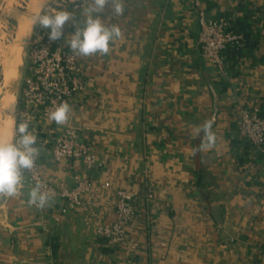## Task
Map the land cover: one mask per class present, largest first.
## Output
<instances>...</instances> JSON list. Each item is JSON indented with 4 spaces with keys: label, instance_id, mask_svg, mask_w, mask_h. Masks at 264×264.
Here are the masks:
<instances>
[{
    "label": "crops",
    "instance_id": "obj_1",
    "mask_svg": "<svg viewBox=\"0 0 264 264\" xmlns=\"http://www.w3.org/2000/svg\"><path fill=\"white\" fill-rule=\"evenodd\" d=\"M123 6L122 15L110 7L101 15L121 30L108 54L77 55L86 90L71 103L67 123H30L39 171L55 198L43 209L30 206L36 184L26 175L18 194L4 197L0 264H264V150L241 137L238 122L242 109L264 116V0ZM201 9L245 34L225 74L203 54ZM64 31L58 43L70 49L71 21ZM212 117L215 145L201 149L206 137L195 130ZM66 128L94 148L99 167L53 158V138ZM85 179L111 189L90 191L70 208L61 192ZM150 188L154 197L146 199ZM117 189L138 194V216L129 239L115 246L96 230L117 219Z\"/></svg>",
    "mask_w": 264,
    "mask_h": 264
},
{
    "label": "built area",
    "instance_id": "obj_2",
    "mask_svg": "<svg viewBox=\"0 0 264 264\" xmlns=\"http://www.w3.org/2000/svg\"><path fill=\"white\" fill-rule=\"evenodd\" d=\"M196 1L200 6V0ZM62 3L65 7L70 6L75 12L81 11L82 0H62ZM199 41L205 57L221 74H225L232 65L231 51L243 48L246 37L230 18L222 16L208 19L201 9ZM29 59L30 72L23 80L19 119L33 123L42 118L49 122L48 112L54 105L67 102L71 106L77 94L86 90L82 68L78 56L71 49L60 45L58 41H50L47 30L42 28L37 31L32 42ZM238 122L241 137L247 139L258 150H264V116L261 115L259 108L242 109ZM51 153L56 161L81 160L89 169L101 165L94 148L89 143L81 141L78 131L74 128H66L59 136L53 138ZM23 175L28 176L34 184L40 183L42 190L55 194L54 187L41 177L38 161L31 171L26 170ZM109 189L111 185L108 182L96 185L85 179L79 181L73 188L63 190L61 196L67 200L70 208L76 209L82 205L84 194ZM144 195L146 199H152L153 190L148 189ZM137 201V193L117 189L115 191L117 219L99 225L96 230L98 236L115 246L125 243L130 236L128 228L138 216Z\"/></svg>",
    "mask_w": 264,
    "mask_h": 264
},
{
    "label": "clouds",
    "instance_id": "obj_3",
    "mask_svg": "<svg viewBox=\"0 0 264 264\" xmlns=\"http://www.w3.org/2000/svg\"><path fill=\"white\" fill-rule=\"evenodd\" d=\"M106 7H110L114 15H122L124 11L123 0H87V6L82 8L79 17L68 10L62 0H47L42 10L35 14L34 23L47 30L50 41L65 43V26L71 21L75 31L67 44L72 52L78 56H92L95 54H108L109 44L121 36L117 25H106L101 15ZM51 8V10H49ZM82 24L77 25V20ZM14 111V107H13ZM71 107L67 102L54 105L48 112V119L57 125H64L69 119ZM215 117L209 118L196 128V135L201 133L206 137V143L201 149H211L215 145L216 136L212 131ZM37 135L30 128V121H21L15 129V137L8 142H0V198L15 197L23 182V172L31 171L40 154L37 146ZM55 194L42 190L37 183L28 194V204L43 209L54 200Z\"/></svg>",
    "mask_w": 264,
    "mask_h": 264
},
{
    "label": "bare ground",
    "instance_id": "obj_4",
    "mask_svg": "<svg viewBox=\"0 0 264 264\" xmlns=\"http://www.w3.org/2000/svg\"><path fill=\"white\" fill-rule=\"evenodd\" d=\"M28 1L21 0V10L24 8L25 11H20L19 13L18 10H14L9 15L8 22L2 26L3 37H1V42L3 47L0 50V142L11 141L13 137L14 128L11 122L14 113L13 107L17 103L18 68L23 54V50H20L22 44L18 42L21 38H26L25 36L29 34L28 23L32 13L29 14L28 10H32L33 14L39 10L38 6L32 8L33 0ZM32 20L30 32L33 25Z\"/></svg>",
    "mask_w": 264,
    "mask_h": 264
},
{
    "label": "rangeland",
    "instance_id": "obj_5",
    "mask_svg": "<svg viewBox=\"0 0 264 264\" xmlns=\"http://www.w3.org/2000/svg\"><path fill=\"white\" fill-rule=\"evenodd\" d=\"M65 1H68V0H65ZM28 2H30V0ZM46 2H47V0H42V1L33 0V7L32 8H34L35 6L36 7L38 6L39 7L38 12H40L42 10V8L44 7ZM21 6H22L21 0L20 1L19 0H0V21H1L0 22V25H1L0 26V43H1L0 44V50H2V47H3L2 42H1L2 41L1 37H3V27L2 26H4L5 23L8 22L9 15L12 14L14 12V10H18L19 13H20V11H25L24 8H22V10H21ZM38 12H35L33 14L32 10H28L29 14L32 13L31 18H30L29 23H28V33L29 34L25 36L28 39V41L26 43H23V41H22L23 39L21 38L20 41L18 42V43L22 44L21 45L22 48H20V50H23L24 44L26 45V50L24 53V59L21 60V62L19 64V68H18V71H19V69H21V72H19L20 74H19V79H18V83H17V103L14 106L13 119L11 122V124H13V128H14L12 140L15 137V129L17 128L18 123H20L18 120L19 119V110H20V100H21V93H22V88H23V80H24L25 76L27 75V73L30 72V61H29L30 60L29 59L30 49L32 46V42L37 35V31L40 29V27L37 24H33L32 30L30 32L31 19H33L32 21L34 23V16ZM0 55H1V52H0ZM24 62H25V66H24ZM3 200H4V197L0 198V203H2Z\"/></svg>",
    "mask_w": 264,
    "mask_h": 264
},
{
    "label": "water",
    "instance_id": "obj_6",
    "mask_svg": "<svg viewBox=\"0 0 264 264\" xmlns=\"http://www.w3.org/2000/svg\"><path fill=\"white\" fill-rule=\"evenodd\" d=\"M23 43H26L27 41H28V39L27 38H24L23 40ZM25 50H26V45L24 44V46H23V54H22V59H24V53H25ZM24 66H25V62H24ZM23 66V67H24ZM1 69V68H0ZM19 72H21V69H19ZM20 74V73H19Z\"/></svg>",
    "mask_w": 264,
    "mask_h": 264
},
{
    "label": "trees",
    "instance_id": "obj_7",
    "mask_svg": "<svg viewBox=\"0 0 264 264\" xmlns=\"http://www.w3.org/2000/svg\"><path fill=\"white\" fill-rule=\"evenodd\" d=\"M19 124V123H18Z\"/></svg>",
    "mask_w": 264,
    "mask_h": 264
}]
</instances>
